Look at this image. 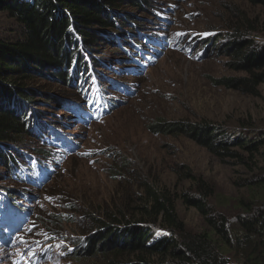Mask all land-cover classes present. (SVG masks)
<instances>
[{
    "label": "trees",
    "instance_id": "trees-1",
    "mask_svg": "<svg viewBox=\"0 0 264 264\" xmlns=\"http://www.w3.org/2000/svg\"><path fill=\"white\" fill-rule=\"evenodd\" d=\"M245 1L264 7V0ZM149 4V0H0V13L18 24L14 37L0 36V167L9 168L13 178L3 181L0 177V249L16 247L14 250L21 252L17 260L26 258L25 264H37L31 259L43 257L26 254L25 241H17L33 215L29 204L38 198L30 187L39 190L56 175L59 161L52 159L53 151L69 156L79 148L68 134L66 122L46 117L43 110L31 112L29 105L36 106L37 101L32 87L35 75L46 74L73 85L74 91L59 93L57 100L63 102L61 110L70 111L78 124L87 125L108 114L113 93L104 91L103 81L113 89L120 85L132 96L134 90L123 77L139 75L140 68L151 67L169 47L165 36L139 29L138 24L133 26L136 36L131 30L130 43L124 40V30L121 41L118 22L125 26L124 20L132 19L131 11L150 10ZM234 30L239 34L220 46L247 75L215 82L257 94L264 83V38L245 36L248 30L240 26ZM99 40L120 48L126 43L134 49V53L125 50L122 56L129 64L118 66L127 68L121 76H113L117 71L113 66V75L104 74L109 64L94 49ZM148 128L186 136L212 154L234 158L249 168L264 145V130L250 138L206 121L165 122L157 118ZM29 132L40 139L33 149L27 146ZM115 172L122 170L118 167ZM184 175L196 180L188 171ZM243 181L249 195L240 200L232 220L208 205L212 191L203 181H198L200 193L194 195L177 194L157 183L136 185L140 195L126 193L106 207L86 213L94 220L95 229L88 232L91 238L84 244L83 258L101 255L105 264H264V175ZM178 198L203 216L209 230L195 233L185 228L177 214ZM62 220L63 215H57L56 221Z\"/></svg>",
    "mask_w": 264,
    "mask_h": 264
},
{
    "label": "rangeland",
    "instance_id": "rangeland-1",
    "mask_svg": "<svg viewBox=\"0 0 264 264\" xmlns=\"http://www.w3.org/2000/svg\"><path fill=\"white\" fill-rule=\"evenodd\" d=\"M149 3L150 10L131 11L132 19L124 20L125 26L118 22L122 27L121 41L124 30V40L130 43L131 35H137L133 26L138 24L139 29L165 36L169 47L151 67L140 68L139 75L123 77L134 90L132 96L122 91L120 85L113 89L103 81L104 91L113 93L108 114L87 125L78 124L70 111L61 110L63 102L57 100L59 93L74 91L73 85L69 81L62 84L46 74L35 75L32 87L37 101L36 106L29 105L31 112L43 110L46 117L66 122L67 132L79 143V148L69 156L53 151L52 159L59 161L56 175L39 190L30 187L38 198L29 204L33 215L17 241H25L26 254L43 255L31 259L32 262L105 264L101 255L83 258L84 244L91 238L88 232L95 229L94 220L88 219L86 213L106 207L123 194L136 191L135 195H140L136 185L157 183L177 194L194 195L200 193L198 181H203L212 191L208 205L232 220L240 209V200L249 195L243 180L264 175V145L249 168L234 158L212 154L186 136L155 133L148 128L160 118L165 122L206 121L250 138L264 130V83L257 88V94H251L215 82L247 75L238 70L220 44L239 34L234 30L236 26L248 30L245 36L264 38V7L245 0H149ZM17 30V22L0 13V36L12 38ZM107 35L115 40L111 34ZM97 43L94 49L109 64L104 74L113 75L110 70L113 66L117 70L113 76H121L127 68H119L129 64L122 56L125 50L134 53V49L126 43L122 48L114 42ZM27 139V146L32 149L40 141L30 132ZM118 167L122 170L120 174L115 172ZM185 171L196 180L185 176ZM0 177L3 181L13 180L5 167H0ZM176 209L188 231L209 230L203 216L180 198L176 200ZM57 215H63L64 220L56 221ZM14 249H0V264H25L27 259L17 260L21 252Z\"/></svg>",
    "mask_w": 264,
    "mask_h": 264
},
{
    "label": "snow or ice",
    "instance_id": "snow-or-ice-1",
    "mask_svg": "<svg viewBox=\"0 0 264 264\" xmlns=\"http://www.w3.org/2000/svg\"><path fill=\"white\" fill-rule=\"evenodd\" d=\"M177 35H182V34L178 33Z\"/></svg>",
    "mask_w": 264,
    "mask_h": 264
},
{
    "label": "bare ground",
    "instance_id": "bare-ground-1",
    "mask_svg": "<svg viewBox=\"0 0 264 264\" xmlns=\"http://www.w3.org/2000/svg\"><path fill=\"white\" fill-rule=\"evenodd\" d=\"M146 48H149L148 46H146Z\"/></svg>",
    "mask_w": 264,
    "mask_h": 264
}]
</instances>
